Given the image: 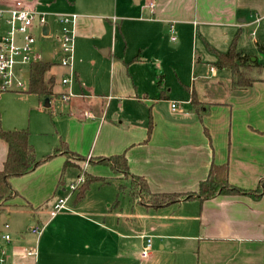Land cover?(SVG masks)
I'll use <instances>...</instances> for the list:
<instances>
[{
  "label": "crops",
  "instance_id": "1",
  "mask_svg": "<svg viewBox=\"0 0 264 264\" xmlns=\"http://www.w3.org/2000/svg\"><path fill=\"white\" fill-rule=\"evenodd\" d=\"M14 1L0 0V9ZM26 1L38 11L58 15L47 18L50 31L33 28V52L54 63L48 73L53 92L33 97L26 92L29 82L25 89L14 88L18 79L23 80L18 76L4 93L18 102L33 97L36 106L46 110L61 100L69 121H75L74 116L82 121L99 118L91 122L94 143L88 154L89 148L74 147L66 137L71 150L86 157L126 152L131 171L146 177L155 192L197 191L212 163L228 164L229 181L245 189L264 177V70L255 71L253 85L243 88L234 85L229 70L214 64L218 52H227L235 40L240 52L264 64L258 50L264 43V0ZM71 13L77 14L74 63L65 67L72 66L79 81L82 64L99 67L98 85H103H83L82 93L73 97L55 85L57 71L64 66L61 38L60 46L44 55L45 44L55 41L59 16ZM185 37L192 38L193 47L184 45ZM16 40L22 42L20 36ZM19 66L24 72L25 65ZM172 102L178 103L176 109ZM2 126L28 128L39 160L30 172L10 180L18 194L5 206L21 209L6 217L1 214L0 258L5 249L10 261L22 264H264V196L255 200L222 194L203 202L190 198L153 208L125 191L130 198L114 205L123 179L108 166L78 161L72 166L107 177L108 183H93L85 198L75 203L71 185L77 179L65 182V154L40 160L55 147L35 138L32 122L22 114H2ZM7 154L8 144L0 137V170ZM103 186L110 188L105 195ZM60 198L66 207L52 215ZM35 226L40 232L31 230ZM6 233L11 236L8 241L2 238ZM149 237L153 247L144 256ZM27 248L36 254L27 255Z\"/></svg>",
  "mask_w": 264,
  "mask_h": 264
},
{
  "label": "trees",
  "instance_id": "2",
  "mask_svg": "<svg viewBox=\"0 0 264 264\" xmlns=\"http://www.w3.org/2000/svg\"><path fill=\"white\" fill-rule=\"evenodd\" d=\"M258 50L264 54V43L258 44ZM54 63L39 59L29 64V85L26 92L38 96H47L53 92L52 77H48ZM219 69L230 71L233 83L237 87H250L255 82V71L264 70V64L259 63L258 59L243 54L237 48L236 40L227 52H218L217 61L214 63ZM6 90L0 88V96ZM193 102L198 104V100L193 96ZM151 127V126H150ZM0 137L8 144V154L4 162L3 169L0 170V230H1V211L5 203L17 196L11 186V178L24 175L32 170L38 161L36 149L30 143V131L28 128L5 129L2 126V114L0 111ZM65 154L66 160L64 167L67 168L76 165V160H86L87 157L71 150L65 141L61 142L59 147L44 157L48 160L51 157ZM89 165H104L110 167L115 176L125 178L130 181L131 186L128 190L129 195L135 201H140L144 205L153 208H160L171 203L181 201L182 199L198 198L201 202L222 194H241L247 195L255 200L264 196V177L261 178L255 187L245 189L233 185L228 178L229 165L212 163L208 176L200 181L198 190L195 192H175L151 190L150 184L146 177L134 174L129 166L126 152L113 154L109 156H90ZM80 168H82L80 166ZM84 181L74 190L75 203L81 201L87 195L91 185L95 182L106 184L107 177L96 176L87 170H83ZM122 175L123 177H120ZM127 191V185L124 183L119 186L116 202H119L121 194Z\"/></svg>",
  "mask_w": 264,
  "mask_h": 264
},
{
  "label": "rangeland",
  "instance_id": "3",
  "mask_svg": "<svg viewBox=\"0 0 264 264\" xmlns=\"http://www.w3.org/2000/svg\"><path fill=\"white\" fill-rule=\"evenodd\" d=\"M38 10V9H37ZM40 11V10H39ZM41 12H45L47 14V18L48 20H53L55 19L54 17H58V15H56L57 13H52L50 11H45L42 10ZM60 23V24H59ZM59 26L58 24L56 25V27L53 29V36L55 41H49L47 44H45L44 49L45 51L48 52H44L45 56H48L51 51H53L55 49V47L60 46V41L59 39L61 38L62 35V27H63V23L59 22ZM58 26V27H57ZM4 29H5V23H2V27L0 29V37H2L4 35ZM3 30V32H2ZM247 30H244V33L247 34ZM39 35L40 33L38 32V39H39ZM39 41V40H38ZM184 41V45L188 46V47H193V42H192V38L191 37H185L183 39ZM40 44V43H39ZM38 44V45H39ZM171 46H173V43L171 41ZM55 53V51H54ZM75 53V52H73ZM56 54V53H55ZM199 54V53H198ZM58 56H60L58 54ZM52 58V57H50ZM74 63V54H73V59H72V65ZM190 65V62H189ZM64 66H60L61 68L58 69L57 71V77H56V88H58L59 90H68L69 94L73 97V96H78L81 92V88L83 85H85L87 87H90V83L93 84L95 82H97V86L98 87H102L103 85H98L99 84V73H100V68L97 67L96 69L92 68L89 65L86 64H82V74H81V79L82 81H79L78 77H77V73L75 71H73L72 66L71 67H65ZM99 71V73H98ZM22 77L23 82L25 83V85H28L29 82V71L27 68V65H25V69L24 72H20L17 70V74L16 77ZM66 77H68V81L67 82H63V79ZM103 88V87H102ZM10 93L8 92H3V94L0 97V111L3 115H7L8 117H12L13 115H17V114H22V116H24L26 118L27 121L32 122V127L35 128L33 130L35 138H38V140H45L47 141L46 144H51V146L59 147L61 145V139L66 140L65 142L69 145V147L71 148L72 146L74 147H81L82 145H84L86 147V149L89 148L88 151H86L87 153H85V155L88 154V152L90 151L94 141L92 142V134L94 133V128L91 125L92 121L98 120L100 121L99 118L96 119H87V120H80L78 117H75V121H69L66 117V115H69L68 113V107L64 104L65 102H62L61 100H57L55 102V104L50 107V109L46 110L44 107H38L36 106L37 101L35 99H33V97H36L33 94V97L30 98H25V100L23 102H18L13 100L10 96ZM29 97V96H27ZM62 98V96H61ZM67 96H64L63 99H66ZM118 110V113L122 114V112ZM53 114V115H52ZM62 114H65L63 117H61ZM126 114V113H125ZM110 114L108 115V119L110 121ZM59 118V119H58ZM59 120V122H58ZM81 122H87V124H85L84 126H82V124H80ZM31 130V129H30ZM58 131V132H57ZM59 131H61L64 135L63 138H60V133ZM45 132H47V134H45ZM98 132V131H97ZM96 132V134H97ZM66 137H68L70 139V142L72 143V146L70 145V142L66 139ZM96 138V137H95ZM94 138V140H95ZM31 143V142H30ZM72 149V148H71ZM74 150V149H73ZM37 153V151H36ZM84 154V153H83ZM47 155L43 156L40 160H43L44 157H46ZM57 157V156H55ZM54 157V158H55ZM89 157H87L86 160H76L73 159L74 162H78V161H82L84 164L89 162ZM37 158L39 160V156L37 154ZM83 166V165H82ZM80 167L78 166H70L67 167L66 172L64 173L65 176V182H69L70 180L74 179V181L77 179L76 182H78V176L80 174ZM120 177H123L122 175H120ZM123 179V183L125 185H127V191L129 190L131 183L129 180L125 179V178H121ZM118 181H120L118 179ZM71 184V183H70ZM102 185V184H101ZM109 186H103L102 191L103 194L105 195L109 191ZM97 192V191H95ZM95 194L97 193H93L90 194V197L95 196ZM121 194L119 202L122 201L124 202L126 198H130L128 193H126V195ZM116 198L114 199L115 201H113L114 205L119 204V202H116L117 199V195L115 196ZM95 197L92 198V200L94 201ZM125 204V202H124ZM113 205V206H114ZM116 207H121V204L119 206ZM21 207H17L14 205H7L3 208L2 210V215L3 217H6L8 215L11 214V212L13 211H17L20 210ZM18 214L14 215V218H17ZM24 220L27 219H23L22 222H24ZM6 221V220H4ZM9 224H11V220L9 221ZM3 225V224H2ZM4 231H11L13 232V234L15 236H18L20 234V231L12 229V227H8V228H4Z\"/></svg>",
  "mask_w": 264,
  "mask_h": 264
},
{
  "label": "built area",
  "instance_id": "4",
  "mask_svg": "<svg viewBox=\"0 0 264 264\" xmlns=\"http://www.w3.org/2000/svg\"><path fill=\"white\" fill-rule=\"evenodd\" d=\"M153 6V3H151ZM47 14L36 10L32 3L26 0H15L11 7L6 9H0V20H3L7 25V29L4 31V35L0 40V88L8 90L12 88L13 81L16 78V71L22 70L19 65H29L32 61L41 59V56L33 52L34 44L36 41L33 33V28L36 26H43L47 22ZM63 23L62 35H61V51L62 58L61 63L63 65H71L74 52V30L73 25L77 18V14H64L59 16ZM172 32L174 27L172 26ZM21 37V43H18L16 37ZM68 77L63 79V82H67ZM16 89H25L27 86L23 80L18 79L16 82ZM178 103L172 102V108L176 109ZM84 181V176L79 177L78 182H74L71 185L73 190H76L78 185ZM66 207V200L64 198L58 199L54 204L51 214L55 215L60 209ZM33 232H40L38 226L31 229ZM4 240H10V234L6 233L2 236ZM153 247V238L147 239L146 246L143 250V255L150 254ZM2 257L0 258V264H22L19 262H13L9 260L8 253L5 249L1 250ZM26 254L34 256L36 250L33 248H27ZM35 264V263H33Z\"/></svg>",
  "mask_w": 264,
  "mask_h": 264
},
{
  "label": "water",
  "instance_id": "5",
  "mask_svg": "<svg viewBox=\"0 0 264 264\" xmlns=\"http://www.w3.org/2000/svg\"><path fill=\"white\" fill-rule=\"evenodd\" d=\"M45 30H51V24L48 21L43 25V31ZM253 59H255V57H253Z\"/></svg>",
  "mask_w": 264,
  "mask_h": 264
}]
</instances>
